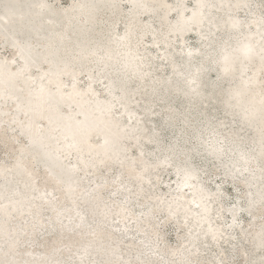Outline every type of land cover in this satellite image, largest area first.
<instances>
[{"label":"snow or ice","instance_id":"obj_1","mask_svg":"<svg viewBox=\"0 0 264 264\" xmlns=\"http://www.w3.org/2000/svg\"><path fill=\"white\" fill-rule=\"evenodd\" d=\"M0 264H264V0H0Z\"/></svg>","mask_w":264,"mask_h":264}]
</instances>
